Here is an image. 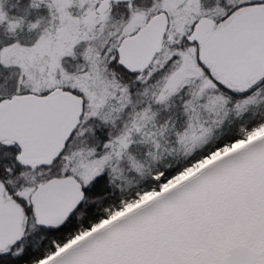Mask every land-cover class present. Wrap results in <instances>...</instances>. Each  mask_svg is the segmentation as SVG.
I'll use <instances>...</instances> for the list:
<instances>
[{"label": "snow or ice", "instance_id": "obj_1", "mask_svg": "<svg viewBox=\"0 0 264 264\" xmlns=\"http://www.w3.org/2000/svg\"><path fill=\"white\" fill-rule=\"evenodd\" d=\"M0 264H264V0H0Z\"/></svg>", "mask_w": 264, "mask_h": 264}]
</instances>
